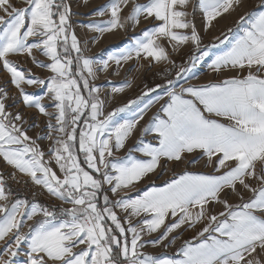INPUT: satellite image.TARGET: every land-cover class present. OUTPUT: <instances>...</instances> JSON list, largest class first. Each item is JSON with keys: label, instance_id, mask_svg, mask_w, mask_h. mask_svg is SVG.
<instances>
[{"label": "snow or ice", "instance_id": "1", "mask_svg": "<svg viewBox=\"0 0 264 264\" xmlns=\"http://www.w3.org/2000/svg\"><path fill=\"white\" fill-rule=\"evenodd\" d=\"M240 6L241 0H108L94 15L109 18L89 23L98 35L86 42L73 28L69 0H0V70L15 89L0 86V160L14 170L11 179L27 176L58 202L11 199L0 173V264H264V11L240 15L207 45L189 19L199 10L207 32ZM141 20L152 27L129 47L106 59L85 54L88 43ZM183 48L188 55L177 64L173 53ZM16 56L48 74L36 75ZM132 60L148 70L166 65L163 82L145 84L109 110V97L132 82L103 93L98 74H118ZM209 60L208 69L222 78L191 83L193 70ZM20 105L47 118L43 135H29L39 124H30ZM196 153L190 162L204 159L211 172L185 169L162 186L139 187L158 168L166 171L162 160ZM229 192L238 202L227 199ZM181 229L195 234L170 251Z\"/></svg>", "mask_w": 264, "mask_h": 264}, {"label": "rangeland", "instance_id": "2", "mask_svg": "<svg viewBox=\"0 0 264 264\" xmlns=\"http://www.w3.org/2000/svg\"><path fill=\"white\" fill-rule=\"evenodd\" d=\"M13 2L17 6H21L23 0H13ZM72 8V12L74 15L71 17V22L73 28L76 31V34L82 41H90L91 38L97 33L92 32L88 25L91 21H102L107 20L109 17L106 15L104 17L94 15L95 11L102 6H104L108 0H69ZM139 3L145 2V0H137ZM197 0H193V3H196ZM261 0H241V6L238 7L235 11L231 13V15H225L221 18H218L217 21L214 22V27L209 31L204 30L205 21L203 19L202 14L199 10H196L193 15H190L189 19L195 24L197 31L203 38V43L205 45L209 44L210 41L213 40L215 36H219L222 32H226V30L230 27H233L235 21L239 18L240 15H244L248 12H259L264 11V7L260 6ZM131 6L125 9L122 16H127L130 14ZM188 11L192 13L191 6ZM152 27V24L148 21L141 20V23L135 27H131L126 25L125 29H117L110 33H105L102 38L96 43H88L85 49V54L90 56H95L97 59H106L107 56L111 53H116L119 49L129 47L134 39L141 33L142 29H148ZM222 47V46H221ZM215 51V50H214ZM176 62L177 64L182 62V58H186L188 55V48H183L181 51L176 52ZM13 60L20 62L23 67L31 69L36 75L46 76L48 73L46 70L36 67L30 59L26 57H12ZM39 59L45 60L44 57L39 56ZM210 63V60L207 63L202 64L194 69V75L190 76V82L194 84L206 83L210 80L220 79L222 77H217L216 74L212 73L207 64ZM161 65L153 67L151 70H148L147 64L145 62L144 67H140L137 61L132 60L118 70V74H115L111 69L108 73L100 72L99 79L95 81L97 85H99L102 89L103 93H110L112 86H119L120 84L131 81L132 86L130 88H126L124 93L117 94L114 97H109V110L112 107L122 105L126 103L127 100L135 98L143 91V86L147 84L148 86H154L155 83L151 78L152 71L154 69L159 68ZM115 67V65H113ZM236 73H225V75H235ZM0 86H4L6 88L11 89L12 93L15 94V89L8 82V74L0 70ZM29 92H34L35 94H40V91H37L33 88L27 89ZM11 103V102H9ZM159 105H155L145 116V120L141 121L140 127H143L144 124L147 123L149 117L156 111ZM20 109L24 112L26 118L29 120L30 124H39L38 128H32L29 131V135L35 137L37 134L43 135L46 131L45 124L47 118L39 115L35 110L32 109H24L23 105H20ZM49 111H54V109L49 108ZM28 125H25L27 127ZM140 136L139 130L135 133V135L128 141L127 148H131L136 144L137 139ZM145 139L151 140V137H146ZM40 144L43 148H47L48 141L41 140ZM127 148L120 152L118 155H124L127 151ZM199 156V153L189 155L186 160L181 162H165L161 161L162 167H166V171L162 170V168H158L155 173L151 174L148 178L143 180L139 187L144 189L146 185H151L152 182H155L156 185L162 186L163 182L169 179L174 172H181L185 169L193 172H211L212 168L206 166L204 159H199L195 163H191L190 161L196 160ZM13 169L7 166L2 160H0V173H2L7 180V183L11 180L10 174L13 173ZM22 174L17 173L16 177L21 176ZM24 176V175H23ZM245 199L248 198L249 193L246 190H241ZM227 199L232 202H238V196L233 193L227 194ZM200 227V226H197ZM27 230L26 228L24 229ZM179 234L180 239L177 241L176 245L173 246L178 247L180 244L184 242V240L191 239L195 234V230L188 229L184 231L183 229L178 230V233H173V235ZM3 247L2 242H0V248ZM148 251H156L159 252L160 249H147Z\"/></svg>", "mask_w": 264, "mask_h": 264}, {"label": "built area", "instance_id": "3", "mask_svg": "<svg viewBox=\"0 0 264 264\" xmlns=\"http://www.w3.org/2000/svg\"><path fill=\"white\" fill-rule=\"evenodd\" d=\"M172 58L176 61V55L173 53ZM177 63V62H176ZM166 65H161L159 68L152 71L151 79L155 83L163 82V68ZM26 181H28L26 183ZM9 188L11 189V199H27L32 201L33 199L37 200L40 203L45 205L58 203L54 200L45 190L42 188L33 185L27 176H18L16 179H11L8 183ZM35 194V196L33 195Z\"/></svg>", "mask_w": 264, "mask_h": 264}]
</instances>
